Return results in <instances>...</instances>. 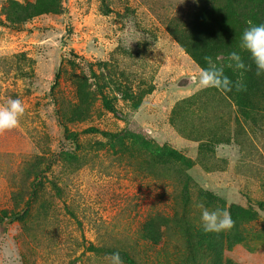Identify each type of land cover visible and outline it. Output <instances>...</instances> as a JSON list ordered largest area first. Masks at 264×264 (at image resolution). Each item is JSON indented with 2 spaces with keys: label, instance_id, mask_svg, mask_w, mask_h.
<instances>
[{
  "label": "rangeland",
  "instance_id": "374dc122",
  "mask_svg": "<svg viewBox=\"0 0 264 264\" xmlns=\"http://www.w3.org/2000/svg\"><path fill=\"white\" fill-rule=\"evenodd\" d=\"M235 1L264 23V0ZM229 6L0 0V107H25L0 133V264H111L117 251L123 264H264V75L243 74L251 118L235 89L198 87L199 56L226 66L240 44ZM91 127L135 140L111 145ZM201 204L234 226L205 233Z\"/></svg>",
  "mask_w": 264,
  "mask_h": 264
},
{
  "label": "clouds",
  "instance_id": "9594fccd",
  "mask_svg": "<svg viewBox=\"0 0 264 264\" xmlns=\"http://www.w3.org/2000/svg\"><path fill=\"white\" fill-rule=\"evenodd\" d=\"M248 26L243 30L240 38V49L248 54V58L255 65L256 75H264V23L254 24L247 22ZM207 67L199 73L198 87L201 89L215 88L222 92L246 91L247 85L244 82L243 74L251 68L241 55V52L232 51L229 53V62L217 64L211 57H205ZM233 72H239V78L235 81L226 74L225 68ZM25 113V107L19 98H9L3 107H0V133L16 128L20 118ZM207 190V189H206ZM214 195L220 196L219 192ZM200 221L205 233H220L230 230L234 226V220L228 211L220 208L209 210L203 204L200 206ZM111 264H123L120 253L111 254Z\"/></svg>",
  "mask_w": 264,
  "mask_h": 264
},
{
  "label": "trees",
  "instance_id": "16d2710c",
  "mask_svg": "<svg viewBox=\"0 0 264 264\" xmlns=\"http://www.w3.org/2000/svg\"><path fill=\"white\" fill-rule=\"evenodd\" d=\"M230 3L229 9H228V25H229V30L228 32H232L236 37L241 38L243 30L248 26L247 22L252 21L254 24H257L256 18L253 17L254 13H248L244 14V11L241 10L243 6L242 2L239 3L238 8L236 7V1L235 0H228ZM245 5V4H244ZM66 12V9L63 7L62 8V13L64 14ZM69 33V31H68ZM234 51L241 52L240 49V44H238L237 48ZM195 56V52L193 51L192 53ZM242 54H246L245 52H241ZM207 56V55H206ZM210 57V55H208ZM199 62L203 65V67H207V64L204 61V57H200L197 59ZM251 69L252 71H248L249 76H251V80H253V70H254V63L250 61ZM227 72V69H225ZM246 73V72H245ZM247 75H245L246 77ZM247 85L246 91L242 92H237L235 91V99L237 101V109L239 113L245 117H250L251 111H254L253 108L254 106L251 104V100H249V95L251 96V99L254 97L252 96V91L255 88V84L246 81L245 82ZM97 91L102 94V99L104 101V104L107 108L108 111L114 113L115 115H118L119 110L116 107V105L112 104L108 100L106 96H104L102 87L97 86ZM257 92V91H256ZM253 106V107H252ZM253 108V109H252ZM258 109V108H257ZM86 132H95V133H101L104 137L108 138L109 141L111 142V145H125L126 140H135V133L134 131H131L130 129H123L117 132L114 131H105V130H100L98 128H89L86 130ZM76 140V137L74 138ZM145 149H147L150 152H153L155 154H160L161 158H164L169 164L172 160H182L185 163V159H183L179 153L175 150H172L168 147H163V146H155L151 141L148 139L146 140L145 144ZM50 165V164H49ZM171 165V164H170ZM191 168L188 164V169ZM209 194V193H208ZM9 223L15 222L17 219H22V214L20 215L19 213H12L10 215L5 216Z\"/></svg>",
  "mask_w": 264,
  "mask_h": 264
}]
</instances>
